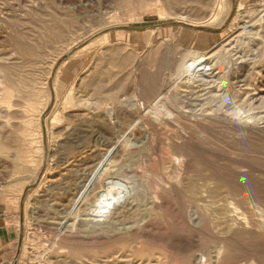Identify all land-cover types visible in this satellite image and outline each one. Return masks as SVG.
<instances>
[{
    "label": "rangeland",
    "instance_id": "rangeland-1",
    "mask_svg": "<svg viewBox=\"0 0 264 264\" xmlns=\"http://www.w3.org/2000/svg\"><path fill=\"white\" fill-rule=\"evenodd\" d=\"M3 211L0 264H264V0H0Z\"/></svg>",
    "mask_w": 264,
    "mask_h": 264
},
{
    "label": "bare ground",
    "instance_id": "bare-ground-1",
    "mask_svg": "<svg viewBox=\"0 0 264 264\" xmlns=\"http://www.w3.org/2000/svg\"><path fill=\"white\" fill-rule=\"evenodd\" d=\"M245 30V29H244ZM104 39H101L100 42H103ZM101 44V43H100ZM99 45V44H98ZM79 52V51H78ZM221 51L216 50L213 52H204V51H195L188 53L187 57L182 61L181 66L178 70L179 80H197L200 82H204L206 80L208 67L210 65L211 59L216 57L218 53ZM76 54V53H75ZM74 54V55H75ZM189 60H186L189 58ZM228 62V61H227ZM60 78V77H59ZM35 80V79H34ZM59 79L57 78V81ZM223 94V93H222ZM36 95V94H35ZM39 95V94H38ZM220 95V94H219ZM226 97V96H225ZM225 97H222V101L225 100ZM215 99V98H214ZM211 100V99H210ZM214 101V100H212ZM213 103V102H212ZM214 106V105H213ZM167 105L165 102H157L156 106L151 109V113L153 114L155 119L160 120L161 118L165 117L167 112ZM214 109V108H213ZM221 109V108H220ZM219 109V110H220ZM216 110V109H215ZM166 111V112H165ZM221 111V110H220ZM222 111L224 109L222 108ZM211 112V111H210ZM218 112V110H217ZM225 112V111H224ZM221 113V112H220ZM58 114V113H57ZM4 115V114H3ZM56 115V114H55ZM209 115V114H208ZM235 115H238L237 113ZM203 116V115H202ZM55 120V119H54ZM53 120V122H54ZM246 121V120H245ZM97 264V263H96ZM152 264V263H151ZM207 264V263H206Z\"/></svg>",
    "mask_w": 264,
    "mask_h": 264
},
{
    "label": "crops",
    "instance_id": "crops-1",
    "mask_svg": "<svg viewBox=\"0 0 264 264\" xmlns=\"http://www.w3.org/2000/svg\"><path fill=\"white\" fill-rule=\"evenodd\" d=\"M10 217L9 213L0 212V257L8 254L7 251L18 235L16 228L9 223Z\"/></svg>",
    "mask_w": 264,
    "mask_h": 264
}]
</instances>
